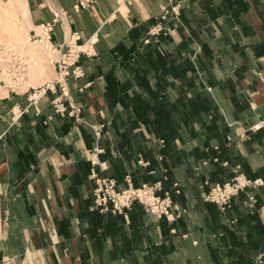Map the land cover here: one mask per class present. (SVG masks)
Listing matches in <instances>:
<instances>
[{"label":"crops","instance_id":"crops-1","mask_svg":"<svg viewBox=\"0 0 264 264\" xmlns=\"http://www.w3.org/2000/svg\"><path fill=\"white\" fill-rule=\"evenodd\" d=\"M76 1L23 3L30 39L58 15L55 47L98 41L67 99L56 85L29 105L51 64L0 97V264H264V0H179V21L160 18L170 0ZM236 167L261 183L225 209L205 201ZM91 170L157 185L184 212H101Z\"/></svg>","mask_w":264,"mask_h":264},{"label":"built area","instance_id":"built-area-1","mask_svg":"<svg viewBox=\"0 0 264 264\" xmlns=\"http://www.w3.org/2000/svg\"><path fill=\"white\" fill-rule=\"evenodd\" d=\"M93 0H77L73 8L75 11L87 8ZM179 0H170L168 6L160 7V18L171 17L179 21ZM58 15L48 23L37 26L36 32L33 31V38L42 44L49 63L56 70V78L33 88L28 95L29 105H37L41 97L47 90L53 89L56 85L59 87L62 96L67 99V79L69 77H81L83 69L79 64L82 56L90 58L95 54L94 47L98 41L97 33L92 34L86 40L79 42L78 37L71 35L64 43V49L55 47L51 42V33ZM162 29L156 25L149 30V35L158 34ZM148 39H146V42ZM28 68L27 58L13 44H0V97L3 93L14 92L22 86L25 78L26 69ZM57 100V99H56ZM57 112L66 111L62 101H54ZM70 113L78 114V109H72ZM19 114L22 110H18ZM259 125L253 126L258 128ZM100 152V150H97ZM96 153L90 156V162L95 163ZM236 171L233 177L224 183H214L209 186L204 195V200L218 205L221 209L229 207L230 200L248 185H259V180H251L242 173ZM90 177L94 181L92 190L93 206L101 212L124 213L130 209L134 202L141 204L144 209L157 216L164 218L166 221H173L179 218L184 209L175 205L170 196L158 194L157 185L143 184L134 187L128 177H126V187L118 188L113 178L97 176L91 170ZM254 199L250 197L247 204L252 205Z\"/></svg>","mask_w":264,"mask_h":264},{"label":"rangeland","instance_id":"rangeland-1","mask_svg":"<svg viewBox=\"0 0 264 264\" xmlns=\"http://www.w3.org/2000/svg\"><path fill=\"white\" fill-rule=\"evenodd\" d=\"M7 2L8 0L0 1V8L5 10ZM17 3L16 11L0 17V44L15 45L27 58V76L30 79L31 76H34L31 72L38 71L42 74L44 69L51 65L42 44L29 37L27 14L24 13L23 6L24 0H18ZM28 83L32 85L36 84L30 81ZM2 95H5V93Z\"/></svg>","mask_w":264,"mask_h":264},{"label":"bare ground","instance_id":"bare-ground-1","mask_svg":"<svg viewBox=\"0 0 264 264\" xmlns=\"http://www.w3.org/2000/svg\"><path fill=\"white\" fill-rule=\"evenodd\" d=\"M17 1L18 0H8V2L6 3L7 4L6 6L7 8L5 9L6 11L0 8V17L7 15V13L10 12L13 13L14 11H16L18 5ZM24 13L27 14L25 8H24Z\"/></svg>","mask_w":264,"mask_h":264}]
</instances>
